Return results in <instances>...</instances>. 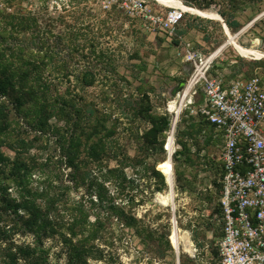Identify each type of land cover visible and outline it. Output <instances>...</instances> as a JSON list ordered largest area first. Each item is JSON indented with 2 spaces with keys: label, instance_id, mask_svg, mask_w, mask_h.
Wrapping results in <instances>:
<instances>
[{
  "label": "rangeland",
  "instance_id": "obj_1",
  "mask_svg": "<svg viewBox=\"0 0 264 264\" xmlns=\"http://www.w3.org/2000/svg\"><path fill=\"white\" fill-rule=\"evenodd\" d=\"M148 1L163 10L179 6V1L188 8L177 35L183 36V42H191L198 59L212 57L220 49L213 56L210 76L224 83L249 79L253 74L264 79V0ZM191 8L211 11L218 17H204ZM225 21L237 25L225 31ZM230 37L257 52L242 54ZM0 38L3 45L14 49L23 46L25 56L30 50L40 57L42 51L52 50L55 63H66L68 72H72L71 80L84 66L97 73L94 86L73 88V82L63 81L57 89L62 92L68 87L74 93H83L111 114L116 131L108 143L109 153L98 162L82 156L77 169L59 162L53 138L35 140L28 153L43 165L42 171L33 176V186L46 176L51 178L59 186L57 191H65L62 208H72L79 202L92 219L95 214L108 213L114 202L135 217L132 227L117 218L107 221L104 237L95 242L97 250L88 264H219L216 208L223 140L218 129L207 131V135L194 133L195 126L190 123L199 121V106L180 104L178 90L194 71L184 45L182 48L176 39L166 40L162 34L147 31L117 7L104 9L101 0H0ZM58 72L55 69L53 74ZM172 102L180 104L171 157L174 212L171 202L164 205L156 200L158 194L168 191L160 162L167 158L165 144L171 128L164 132V139V133L156 139L144 136L153 128L155 117L168 115L173 122L174 113L169 111ZM136 103L140 104L139 113L133 115ZM33 136L34 132L30 138ZM178 138L183 139L187 150ZM0 149L14 155L5 147ZM107 168L116 171L108 175ZM155 171L164 176L161 191L157 190L161 179ZM97 193L103 196L102 203ZM173 216L183 237L178 253L170 243ZM60 245L56 239H46L49 264H69V256Z\"/></svg>",
  "mask_w": 264,
  "mask_h": 264
},
{
  "label": "trees",
  "instance_id": "obj_2",
  "mask_svg": "<svg viewBox=\"0 0 264 264\" xmlns=\"http://www.w3.org/2000/svg\"><path fill=\"white\" fill-rule=\"evenodd\" d=\"M225 23L229 29L237 25L235 22ZM24 51L23 46L14 49L9 44L3 45L0 40V148L5 147L14 153L11 157L0 149V264H49V249L45 246L49 238L56 239L66 250L69 264H88V258L94 257L97 250L95 242L104 237L105 223L117 218L132 227L135 217L114 202L109 205L108 213L95 214L92 219L90 212L79 202L72 208H62L61 197L65 191H57L59 186L54 185L51 178L46 176L38 186H33V176L42 171L43 165L28 153L35 140L53 138V150L59 152V162L77 169L82 156V159L98 162L109 153L108 143L115 134L116 124L110 122L111 114L102 111L94 99H88L83 93H74L68 87L62 92L57 89V84L63 81L73 82V88L94 86L97 82L94 68L82 67L71 80L72 72H68L66 63H55L52 50L42 51L41 57L31 50L25 56ZM55 69L58 74H53ZM202 99L203 94L199 92L192 106H198ZM134 107L133 115L139 113L140 104L136 103ZM198 117L199 121L190 123L191 127L195 126L194 133L207 135V131L217 129L201 113ZM153 119V128L144 133L145 137L159 138L172 127L168 115ZM21 123L27 127H21ZM32 132L34 136L30 138ZM177 140L187 150L183 139ZM106 171L112 175L116 170L107 168ZM155 173L161 179V186L157 189L161 191L165 175ZM179 179L177 174V183ZM218 193L216 220L220 238L221 184ZM97 198L102 203L100 193ZM16 235L23 239L15 238ZM167 244L170 245L168 240ZM216 254L219 258L217 245Z\"/></svg>",
  "mask_w": 264,
  "mask_h": 264
},
{
  "label": "built area",
  "instance_id": "obj_3",
  "mask_svg": "<svg viewBox=\"0 0 264 264\" xmlns=\"http://www.w3.org/2000/svg\"><path fill=\"white\" fill-rule=\"evenodd\" d=\"M101 6L119 8L167 40L189 11L183 6L163 10L148 0H101ZM213 56L202 60L187 50L194 71L178 93L180 104L189 106L202 92L199 111L222 132L219 264H264V80L254 75L224 83L208 73Z\"/></svg>",
  "mask_w": 264,
  "mask_h": 264
},
{
  "label": "bare ground",
  "instance_id": "obj_4",
  "mask_svg": "<svg viewBox=\"0 0 264 264\" xmlns=\"http://www.w3.org/2000/svg\"><path fill=\"white\" fill-rule=\"evenodd\" d=\"M165 1V0H162ZM173 2V1H172ZM179 6H183L182 4H179ZM183 9L188 10V8H186L185 6H183ZM190 10H192L193 12L204 16V17H218V15L214 12L211 11H203V10H199L196 8H191ZM231 43H233L235 45V47L244 55H248L254 52H257L255 49L252 48H246V47H242L238 44H236L234 42V39L231 37L229 40ZM220 51V49L218 51L214 52V56ZM175 100V99H174ZM181 102V100H180ZM179 105H175L174 102L169 103V111L174 113V118H173V122H172V127H171V131L169 133V136L167 138V142L165 144L166 147V151H167V158L162 161L160 163V167L162 169V173H164L165 177H166V183L168 185V191L165 194H158L157 195V201L164 204V205H168L170 202L171 204L174 202V176H173V167H172V162H171V157L174 153V131H175V126L177 123V119L175 121V116L176 114H179ZM181 107V106H180ZM175 122V123H174ZM182 236L178 234V230L176 229V231L172 230L171 234H170V240L173 244V246L175 247V249H179V244L180 241L182 240Z\"/></svg>",
  "mask_w": 264,
  "mask_h": 264
},
{
  "label": "crops",
  "instance_id": "obj_5",
  "mask_svg": "<svg viewBox=\"0 0 264 264\" xmlns=\"http://www.w3.org/2000/svg\"><path fill=\"white\" fill-rule=\"evenodd\" d=\"M182 3V2H181ZM183 4V3H182ZM182 21H183V19H182ZM181 21V22H182ZM180 22V23H181ZM179 23V24H180ZM179 24L177 25V27L179 26ZM222 26H223V24H222ZM227 26V25H226ZM223 28H224V26H223ZM177 29V28H176ZM224 30H225V28H224ZM227 30H228V27H227ZM226 31V30H225ZM153 33V32H152ZM154 33H158V32H154ZM158 34H162V33H158ZM228 34V33H227ZM163 35V34H162ZM164 36V35H163ZM165 37V36H164ZM166 39V38H165ZM173 39H176V41H178V42H180L179 44L180 45H182V48H183V45H184V48H185V52L187 51V50H190V51H192V52H194L195 54H196V52L194 51V49H193V46H192V44H191V42H189V41H184L183 42V36L182 37H180L179 35H177V30H176V32H175V34H174V36H173V38H172V40ZM167 40V39H166Z\"/></svg>",
  "mask_w": 264,
  "mask_h": 264
},
{
  "label": "water",
  "instance_id": "obj_6",
  "mask_svg": "<svg viewBox=\"0 0 264 264\" xmlns=\"http://www.w3.org/2000/svg\"><path fill=\"white\" fill-rule=\"evenodd\" d=\"M223 26H224L225 29H227V26H226L225 23H223ZM230 38H231V37H230ZM177 117H178V115L176 114V116H175V121H176ZM174 123H175V122H174ZM165 149H166V148H165ZM171 210L174 212V202L171 204ZM172 222H173V230L176 231V220H175V216H173ZM170 243H171V245L173 246L171 240H170ZM173 247H174V246H173ZM174 249H175V247H174ZM175 251H176V253H178V250H177V249H175Z\"/></svg>",
  "mask_w": 264,
  "mask_h": 264
}]
</instances>
